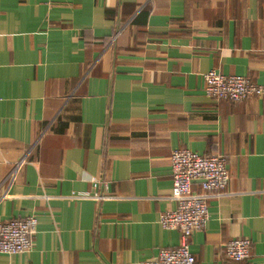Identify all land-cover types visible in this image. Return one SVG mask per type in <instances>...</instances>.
<instances>
[{"label": "crops", "instance_id": "0c3cea01", "mask_svg": "<svg viewBox=\"0 0 264 264\" xmlns=\"http://www.w3.org/2000/svg\"><path fill=\"white\" fill-rule=\"evenodd\" d=\"M210 69L264 86V0H0V221L38 219L31 250L0 264H140L178 246L158 222L176 148L229 172L190 236L197 264H264V95L208 97ZM234 238L248 259L224 257Z\"/></svg>", "mask_w": 264, "mask_h": 264}, {"label": "built area", "instance_id": "2783aa9c", "mask_svg": "<svg viewBox=\"0 0 264 264\" xmlns=\"http://www.w3.org/2000/svg\"><path fill=\"white\" fill-rule=\"evenodd\" d=\"M202 78L203 91L208 97L238 102L250 96L264 95V86L247 76L210 69L202 74ZM170 167V199L176 205L173 210L161 213L158 222L163 229H178L180 242L176 247L160 249L154 258L140 264H197L190 250V236L202 229L209 219L207 202L211 193L225 190L229 181L226 158L222 155H201L187 148H176L170 154ZM194 181L199 182L200 192L192 191ZM92 183L97 186V181L92 180ZM92 197L103 198L98 192ZM37 223V217L32 215L0 221V253L30 251ZM250 246L248 238L231 239L224 246V257L230 261L246 260L250 257Z\"/></svg>", "mask_w": 264, "mask_h": 264}]
</instances>
